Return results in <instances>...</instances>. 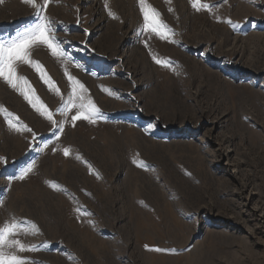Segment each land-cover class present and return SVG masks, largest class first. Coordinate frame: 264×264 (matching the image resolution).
<instances>
[{
	"label": "rangeland",
	"instance_id": "374dc122",
	"mask_svg": "<svg viewBox=\"0 0 264 264\" xmlns=\"http://www.w3.org/2000/svg\"><path fill=\"white\" fill-rule=\"evenodd\" d=\"M147 2L174 35L142 32L138 0L49 4L71 60L33 50L53 87L18 72L59 127L0 80V225L39 228L20 237L40 247L19 253L36 264H264V0ZM34 11L2 0L0 38ZM66 71L95 123L60 114Z\"/></svg>",
	"mask_w": 264,
	"mask_h": 264
},
{
	"label": "snow or ice",
	"instance_id": "6c2138e0",
	"mask_svg": "<svg viewBox=\"0 0 264 264\" xmlns=\"http://www.w3.org/2000/svg\"><path fill=\"white\" fill-rule=\"evenodd\" d=\"M0 2H2V0H0ZM138 2L144 19L142 32L148 29L153 33H157L162 39L168 38L165 34L166 32L174 35L172 30L168 28L160 18V13L148 4L147 0H138ZM23 3L31 6L35 10L33 16L36 22L24 27L22 30L16 31L15 34H8L0 38V80L23 96L37 112H40L41 115H46L50 123L59 127L57 121L53 120L52 114L48 111L47 107L43 105V102L40 101L39 106L37 105L39 97L30 95V93L35 92V89L32 88L30 81L26 77L19 74L18 68L21 65L30 66L39 74L40 79L46 85L53 87L55 86V82L47 75L46 69L41 62L33 58V50L35 48L44 47L50 51L53 57L61 60V62L71 60V57L63 47V42L57 38L53 21L45 14L46 9L49 4L53 3V0H42V3H38V0H23ZM192 4L197 11L209 7L208 5H198V0H192ZM109 15L114 16V13L110 11ZM228 23L236 27L231 20H229ZM153 58L158 64L165 67H168L172 63L169 60H162L155 56ZM65 74L74 86L72 88V95L68 96L67 99L63 101L62 107L59 109L60 114L67 117L71 109L75 108V114L70 117L73 126L77 120H88L91 123H95L96 118L103 115L102 112L94 103L90 101L86 102L84 97L78 94L75 85H78L79 89H84V85L74 76L67 73V71ZM55 90L59 92L58 87L55 88ZM73 97H75V99H73ZM2 111L6 112V109ZM6 119H8L11 124L12 116L10 113L7 115ZM15 130H26L31 132V129L22 122ZM60 130L62 131V128H60ZM64 154L68 155V149L64 150ZM0 161L7 163L3 158H0ZM32 167V165L23 166L15 178L23 180L28 173L32 171ZM2 204L3 202L0 201V206H2ZM32 228H35V232H30ZM28 234L38 235L41 233L39 228L32 222L20 220L14 216L11 217L9 221H5L0 225V264H36V261L19 255V253L36 252L40 250V247L35 244L22 242L20 237ZM48 247L49 245L45 242L44 248L47 249ZM154 250L157 252L167 251L176 254L174 249L156 248Z\"/></svg>",
	"mask_w": 264,
	"mask_h": 264
},
{
	"label": "bare ground",
	"instance_id": "6f19581e",
	"mask_svg": "<svg viewBox=\"0 0 264 264\" xmlns=\"http://www.w3.org/2000/svg\"><path fill=\"white\" fill-rule=\"evenodd\" d=\"M92 3V2H91ZM10 21V20H9ZM8 23V22H7ZM8 186V185H7Z\"/></svg>",
	"mask_w": 264,
	"mask_h": 264
}]
</instances>
